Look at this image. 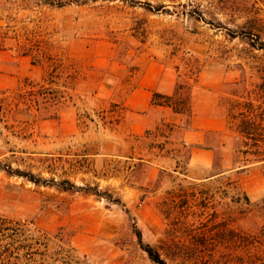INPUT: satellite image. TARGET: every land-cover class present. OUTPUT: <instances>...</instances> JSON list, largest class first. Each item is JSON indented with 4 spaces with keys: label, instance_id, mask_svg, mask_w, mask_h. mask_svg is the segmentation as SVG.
<instances>
[{
    "label": "rangeland",
    "instance_id": "rangeland-1",
    "mask_svg": "<svg viewBox=\"0 0 264 264\" xmlns=\"http://www.w3.org/2000/svg\"><path fill=\"white\" fill-rule=\"evenodd\" d=\"M262 45L264 0H0V98L26 89L0 118V217L33 226L45 264L60 239L83 264H152L136 229L168 264H264ZM152 62L192 118L134 138L117 102ZM199 124L220 127L205 178L181 142Z\"/></svg>",
    "mask_w": 264,
    "mask_h": 264
},
{
    "label": "trees",
    "instance_id": "trees-1",
    "mask_svg": "<svg viewBox=\"0 0 264 264\" xmlns=\"http://www.w3.org/2000/svg\"><path fill=\"white\" fill-rule=\"evenodd\" d=\"M230 36L234 38L235 33L231 32ZM24 83L33 82L28 79H24ZM25 90L26 89L24 88V91L14 92L17 100L21 102L20 104H25L26 102ZM179 90V87H176L174 94L171 96L154 94L152 98V104L168 107L172 109L174 113H177L182 117H186L189 121L192 118V105L190 103V99H188L189 97L181 96V94H179ZM2 94L4 97L0 98V118L4 110L8 112L10 101L13 99L11 96L14 97L13 93L3 92ZM205 148L214 150L213 147L205 146ZM160 149L161 147H159V150ZM0 168L2 167L0 166ZM4 170L7 174L12 175L11 171L7 169ZM17 172L18 173H16V176L22 177L35 185H52L61 191L80 189L66 179L62 180L61 182H56L54 179L45 180L41 177H36L30 172ZM90 194L95 195L96 197L104 198L110 203L121 204L120 200L113 199L112 194L108 191L101 193L97 191L96 188H90ZM163 214H166V212H163ZM135 233L141 249L146 253L152 264H168L161 253V249L148 244L144 245L140 231L136 229ZM36 234L37 233H35L33 226L26 222L22 223L20 221H11L7 218L0 217V264H45L47 260L46 258H51L47 253V242L42 243L40 238L36 239ZM61 241L62 240L60 239V242L55 243V258H62L60 261L62 260L64 264H83L88 261V258L85 255H79L69 242L65 243Z\"/></svg>",
    "mask_w": 264,
    "mask_h": 264
},
{
    "label": "crops",
    "instance_id": "crops-1",
    "mask_svg": "<svg viewBox=\"0 0 264 264\" xmlns=\"http://www.w3.org/2000/svg\"><path fill=\"white\" fill-rule=\"evenodd\" d=\"M166 77L161 66L153 62L148 64L144 74L135 83L134 87L121 101L117 102L127 113L124 120L126 131L131 137L141 138L148 131L156 129L161 124H170V126L176 128L181 124L183 118L181 115L174 113L168 107L152 104L154 94L162 96L174 94L175 83ZM207 122L210 123L208 120ZM200 124L195 125L191 130L185 131L182 134L181 142L182 145H187L191 149L187 160L188 173L196 172L199 174L198 178H205L207 172L212 168L214 152L205 148L203 134L208 130L220 129V127H210V125H204L205 123ZM137 161L144 162L143 160Z\"/></svg>",
    "mask_w": 264,
    "mask_h": 264
}]
</instances>
